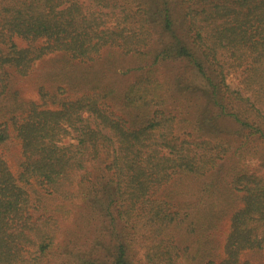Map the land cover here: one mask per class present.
Listing matches in <instances>:
<instances>
[{"label":"trees","instance_id":"obj_1","mask_svg":"<svg viewBox=\"0 0 264 264\" xmlns=\"http://www.w3.org/2000/svg\"><path fill=\"white\" fill-rule=\"evenodd\" d=\"M170 1L0 0L1 100L11 71L53 52L88 63L114 48L140 63L121 90L56 67L75 100L9 108L22 156L17 175L0 157V264H248L241 252L264 249V0H178L180 14ZM218 173L221 189L206 181ZM189 180L202 185L177 205ZM237 201L219 258L213 225Z\"/></svg>","mask_w":264,"mask_h":264},{"label":"rangeland","instance_id":"obj_2","mask_svg":"<svg viewBox=\"0 0 264 264\" xmlns=\"http://www.w3.org/2000/svg\"><path fill=\"white\" fill-rule=\"evenodd\" d=\"M177 1L178 0L170 1L173 8H176V13L174 14H180V8L175 4ZM78 64L82 67L81 72H79L80 74H78L79 76H88L92 73L97 74L95 76H91L89 82L94 83L100 80L104 86H114L118 88V90L124 88L135 78L137 75V69L135 68L140 65V63H138L131 55L119 53L114 48L103 50V54L99 60L88 63H80L78 60H73L69 57V55L62 52L47 54L34 62L32 70L26 76L18 75L14 71L10 72V94L6 99H0V122L9 120V116L11 114L8 110L12 105L14 106L17 102H19V100L32 101L36 103L40 109L46 110H57L59 102H61L60 99H65L67 101L75 100L80 92L78 91L79 89H75L74 87L70 88L69 86H66L65 88L64 86L63 89H65L63 93H59L58 87L62 85L53 79L51 71L56 70V67L63 68V66L70 67ZM174 65L176 64L168 63L166 65H162L161 70H163V74L165 76H170V73H173ZM72 82L75 83V80ZM228 82L232 88H235L238 84L237 80L233 77H230ZM41 93L44 95L41 96ZM113 105L116 110L119 105V101H116ZM7 123L10 125L9 129L11 132V139L6 144L0 145V157L6 161L10 171L17 175L20 170V161L22 156L21 141L17 136L13 121L9 120ZM63 142H75V140L67 136ZM250 165L255 166L256 162L253 160L250 162ZM219 178L220 175L218 173L205 180L216 182L219 189H221L223 181L219 180ZM179 185L180 188L176 195H172L173 200L177 205L185 204L187 201L195 198L198 189L202 184L200 181L189 180ZM28 186L34 187L42 194L44 193L43 189L39 187L36 182H31V184L27 185V187ZM177 187L178 185L168 186L165 188L164 193L173 194ZM31 190L29 189L28 191L33 196ZM46 201L49 203L50 207H52L60 200L46 197ZM241 206V202H235V205L228 209L227 213L213 225V237L217 246L214 252L219 256V258L223 256V246L225 237L229 230L230 217L233 211ZM77 224L78 222L75 221V226ZM62 228L64 232L69 231L70 235L74 233L73 223L71 220L64 221L62 223ZM173 231L176 234H181L180 229H175ZM76 236L77 234L73 235V237ZM133 247L135 250L132 252V255L136 258L135 261H142L144 248L139 245H134ZM240 260L248 264H264V249L243 251L240 253Z\"/></svg>","mask_w":264,"mask_h":264}]
</instances>
